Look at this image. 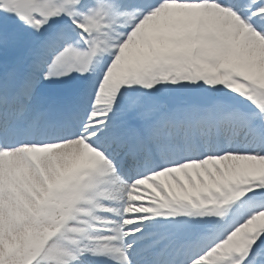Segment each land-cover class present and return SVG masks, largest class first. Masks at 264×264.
I'll list each match as a JSON object with an SVG mask.
<instances>
[{
  "label": "snow or ice",
  "instance_id": "6c2138e0",
  "mask_svg": "<svg viewBox=\"0 0 264 264\" xmlns=\"http://www.w3.org/2000/svg\"><path fill=\"white\" fill-rule=\"evenodd\" d=\"M0 264H264V0H0Z\"/></svg>",
  "mask_w": 264,
  "mask_h": 264
}]
</instances>
